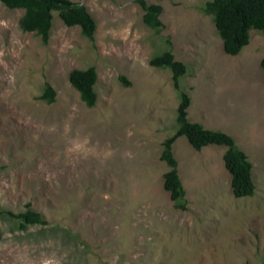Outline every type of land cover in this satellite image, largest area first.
I'll return each instance as SVG.
<instances>
[{
  "label": "rangeland",
  "instance_id": "obj_1",
  "mask_svg": "<svg viewBox=\"0 0 264 264\" xmlns=\"http://www.w3.org/2000/svg\"><path fill=\"white\" fill-rule=\"evenodd\" d=\"M96 23L94 40L53 12L47 44L23 33L21 9L0 3V264H263L264 36L251 30L224 53L209 0H145L162 8L159 33L136 0H70ZM169 51L185 65L187 120L231 136L252 164V197L235 198L225 146L172 145L187 208L163 189V141L178 128ZM93 67L88 108L70 85ZM48 84L54 102L39 99ZM30 209L46 226L19 231L5 212Z\"/></svg>",
  "mask_w": 264,
  "mask_h": 264
},
{
  "label": "trees",
  "instance_id": "obj_2",
  "mask_svg": "<svg viewBox=\"0 0 264 264\" xmlns=\"http://www.w3.org/2000/svg\"><path fill=\"white\" fill-rule=\"evenodd\" d=\"M136 2L144 12L142 16L144 25L155 33H159L164 27L159 19L162 8L156 4L149 5L145 0H136ZM0 3L10 10H23L24 13L18 20L19 29L23 33H34L43 44H47L50 37L53 12L57 13L64 26L79 27L85 38L90 42L94 40L96 23L86 8L79 3L70 0H0ZM199 11L212 18L222 41V49L228 55L239 54L249 44L251 30L260 31L264 36V0H209L199 8ZM149 64L155 68H168L171 71L173 88L180 93V103L176 109L178 128L174 134L163 141L160 155V160L169 168L163 174V189L169 193L175 209L185 211L187 208L185 191L172 153L173 143L181 136H185L189 144L197 151L208 145L225 146L227 149L222 160L225 169L231 175L232 195L235 198L252 197L255 190L252 178L253 167L247 155L236 147L234 139L225 133L207 130L202 125L190 123L187 120L190 99L187 94L180 92L179 87V79L186 71L185 65L176 61L169 51L153 57ZM260 66L264 70V57L260 61ZM68 80L79 93L81 101L88 108L94 107L97 99L94 89L97 80L95 69L89 67L83 70H72ZM54 97V90L46 84L39 99L52 104ZM4 214L14 221L19 231H25L30 226L47 225L40 213L30 209L29 203L26 204L24 212L18 214L5 212Z\"/></svg>",
  "mask_w": 264,
  "mask_h": 264
}]
</instances>
